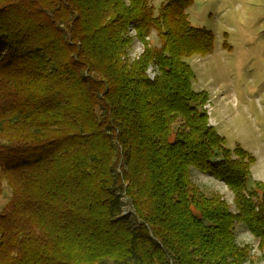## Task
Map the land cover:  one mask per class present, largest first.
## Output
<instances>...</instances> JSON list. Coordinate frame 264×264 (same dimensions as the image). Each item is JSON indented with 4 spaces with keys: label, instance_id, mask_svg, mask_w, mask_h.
<instances>
[{
    "label": "trees",
    "instance_id": "trees-1",
    "mask_svg": "<svg viewBox=\"0 0 264 264\" xmlns=\"http://www.w3.org/2000/svg\"><path fill=\"white\" fill-rule=\"evenodd\" d=\"M194 1L155 15L149 0H0V264H246L235 222L264 254L255 158L226 147L193 89L186 60L215 43L189 23Z\"/></svg>",
    "mask_w": 264,
    "mask_h": 264
},
{
    "label": "rangeland",
    "instance_id": "rangeland-1",
    "mask_svg": "<svg viewBox=\"0 0 264 264\" xmlns=\"http://www.w3.org/2000/svg\"><path fill=\"white\" fill-rule=\"evenodd\" d=\"M149 3L156 15L163 0ZM186 13L191 25L215 35L210 54L186 61L194 72L193 89L208 94L203 109L209 125L226 138L227 148L233 151L240 146L255 158L246 186L250 190L255 181L264 183V0H195ZM128 34L133 42L127 55L134 59L142 53V45L135 41L133 30ZM149 41L157 44L154 32ZM147 75L153 78V68ZM190 174L204 194L219 195L234 211L233 194L223 182L195 169ZM9 199L10 190L4 185L0 210ZM122 204V216L132 218L130 204L126 200ZM234 237L238 246L248 248L246 264H264L258 241L238 222L234 223Z\"/></svg>",
    "mask_w": 264,
    "mask_h": 264
},
{
    "label": "built area",
    "instance_id": "built-area-1",
    "mask_svg": "<svg viewBox=\"0 0 264 264\" xmlns=\"http://www.w3.org/2000/svg\"><path fill=\"white\" fill-rule=\"evenodd\" d=\"M150 79H152V78H150Z\"/></svg>",
    "mask_w": 264,
    "mask_h": 264
}]
</instances>
